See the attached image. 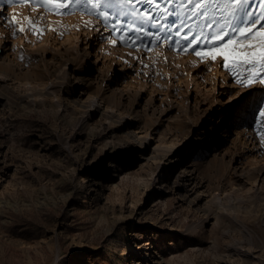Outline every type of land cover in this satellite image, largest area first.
<instances>
[{
	"label": "rangeland",
	"instance_id": "374dc122",
	"mask_svg": "<svg viewBox=\"0 0 264 264\" xmlns=\"http://www.w3.org/2000/svg\"><path fill=\"white\" fill-rule=\"evenodd\" d=\"M133 2L156 27L119 0L0 5L26 28L40 17L35 35L0 19V264H264V84L167 51L238 35L224 0L195 16L198 0ZM248 7L259 16L264 0Z\"/></svg>",
	"mask_w": 264,
	"mask_h": 264
},
{
	"label": "snow or ice",
	"instance_id": "6c2138e0",
	"mask_svg": "<svg viewBox=\"0 0 264 264\" xmlns=\"http://www.w3.org/2000/svg\"><path fill=\"white\" fill-rule=\"evenodd\" d=\"M82 2L83 0H75L76 4ZM147 2L153 3L154 0H147ZM191 2L192 0H189V3ZM216 2L219 3V0H216ZM70 3H72V0H0V5L10 6L12 8L32 4L34 6L33 10H35L36 7H40L46 11L56 12L57 14H71L73 11L72 9H70L68 13H60L59 11L61 8H68ZM87 3L91 4L93 8H99L101 0H87ZM248 4L249 0H224L222 10H227L228 17L231 18L227 22V27L238 34L231 36L227 42L220 43L226 36H229L228 31H224L220 35L207 38L205 41L206 50H196L200 47V39L196 36L189 38L185 35L183 39L187 41V43H185L182 48L168 45L167 51H183L186 54L196 55L202 61H215L217 57H221L223 61L221 65L222 70L232 72L243 67L244 71L249 73L248 76L240 81L242 86L251 88L254 82L264 84V75H262V73H264V23H259L261 20H264V12H261L260 15L257 16L249 9ZM119 6L127 9L126 15L132 17L134 20H140L141 23H149V28L156 27L154 22H150L152 21L151 17L146 14L138 13L133 0H119ZM204 8H206L204 0H198L190 15L195 16L198 14L197 10ZM165 11L168 12L165 19H170L176 15L167 9ZM3 12L4 8L0 7V13ZM199 14L206 15L205 12ZM96 15L98 18H102L103 26L108 28V16L104 12H97ZM0 19L14 26L13 35L15 36L17 32L24 33L26 31L33 35L37 34L38 29L36 28V24L40 17H37L36 20H32L30 26L27 28L23 25V22H18L15 16L9 19L7 15H0ZM24 20H29V18L25 17ZM234 21L238 23L234 24ZM172 22L175 23V20ZM17 23L20 24L18 28L15 27ZM112 30L119 35V28L115 23L112 25ZM137 31H139V29H137ZM150 34L148 30H144V36L147 37ZM126 35V33L120 35L119 38L121 43L124 42ZM110 38L111 37H102V42ZM156 39L160 40V37L157 36ZM113 43H115V40H113ZM29 62L34 61L29 60ZM144 66L147 67V65ZM254 77L256 79H254ZM259 116H264V107L259 109L258 118ZM259 142L261 145H264V134L260 135Z\"/></svg>",
	"mask_w": 264,
	"mask_h": 264
},
{
	"label": "bare ground",
	"instance_id": "6f19581e",
	"mask_svg": "<svg viewBox=\"0 0 264 264\" xmlns=\"http://www.w3.org/2000/svg\"><path fill=\"white\" fill-rule=\"evenodd\" d=\"M247 103L245 102L244 104H243V108L241 109V113H239L237 116H236V118H235V120L236 121H232V123L230 124V126L228 127V128H226L227 130H225V131H223V132H221V137H220V142H219V144H223V143H226L227 141H228V139H226V138H228V129L229 128H231L232 129V127L234 126V131L232 132V133H237V134H240L241 132L237 129V131L235 132V127L236 126H238L239 127V125H240V123L242 124V121H245L246 120V116H247V114L248 113H251V111H252V109H254V101H251L248 105H246ZM225 119V118H224ZM217 145V144H216ZM204 148H206V146H204L203 145V147H202V149H204ZM185 157L186 156H184L183 158H179V160H173L172 162H171V165H173V167L174 166H177V165H180L181 163H186L187 162V160L185 159ZM174 168H176V167H174ZM174 168H173V170H174ZM263 171H264V168H263ZM131 250H129V251H127L125 254H124V256L126 257H129L130 256V258H132V257H134L135 256V254H132L133 252H136L137 251V249H136V247L134 246V245H131ZM130 253H131V255H130ZM122 256V255H121ZM127 257L125 258V259H127Z\"/></svg>",
	"mask_w": 264,
	"mask_h": 264
}]
</instances>
